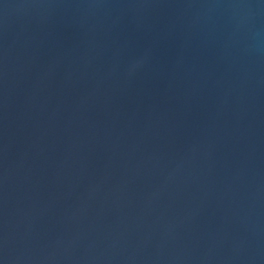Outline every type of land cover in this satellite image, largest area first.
Instances as JSON below:
<instances>
[{
	"label": "water",
	"instance_id": "95a60500",
	"mask_svg": "<svg viewBox=\"0 0 264 264\" xmlns=\"http://www.w3.org/2000/svg\"><path fill=\"white\" fill-rule=\"evenodd\" d=\"M0 264H264V0H0Z\"/></svg>",
	"mask_w": 264,
	"mask_h": 264
}]
</instances>
